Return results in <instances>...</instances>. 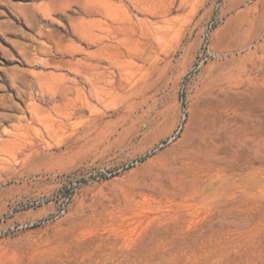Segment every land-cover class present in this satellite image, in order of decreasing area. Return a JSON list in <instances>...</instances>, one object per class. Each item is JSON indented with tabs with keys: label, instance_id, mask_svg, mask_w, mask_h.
I'll return each instance as SVG.
<instances>
[{
	"label": "rangeland",
	"instance_id": "obj_1",
	"mask_svg": "<svg viewBox=\"0 0 264 264\" xmlns=\"http://www.w3.org/2000/svg\"><path fill=\"white\" fill-rule=\"evenodd\" d=\"M0 264H264V0H0Z\"/></svg>",
	"mask_w": 264,
	"mask_h": 264
},
{
	"label": "bare ground",
	"instance_id": "obj_2",
	"mask_svg": "<svg viewBox=\"0 0 264 264\" xmlns=\"http://www.w3.org/2000/svg\"><path fill=\"white\" fill-rule=\"evenodd\" d=\"M98 60H101V59H98ZM97 68H98L97 65H92L90 74L86 75L87 79L89 80L91 84H93L94 82H100L102 80V73L98 72Z\"/></svg>",
	"mask_w": 264,
	"mask_h": 264
}]
</instances>
